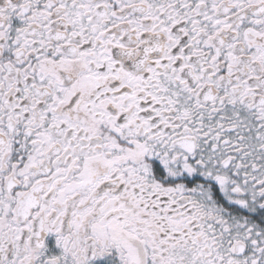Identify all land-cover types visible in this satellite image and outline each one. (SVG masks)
Listing matches in <instances>:
<instances>
[{
    "label": "flooded vegetation",
    "instance_id": "af4514ba",
    "mask_svg": "<svg viewBox=\"0 0 264 264\" xmlns=\"http://www.w3.org/2000/svg\"><path fill=\"white\" fill-rule=\"evenodd\" d=\"M0 264H264V0H0Z\"/></svg>",
    "mask_w": 264,
    "mask_h": 264
}]
</instances>
